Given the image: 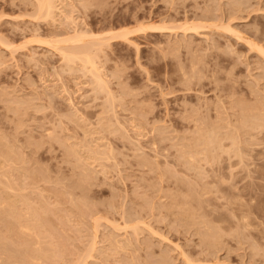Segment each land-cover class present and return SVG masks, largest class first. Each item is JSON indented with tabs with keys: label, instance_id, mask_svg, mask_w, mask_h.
Wrapping results in <instances>:
<instances>
[{
	"label": "rangeland",
	"instance_id": "374dc122",
	"mask_svg": "<svg viewBox=\"0 0 264 264\" xmlns=\"http://www.w3.org/2000/svg\"><path fill=\"white\" fill-rule=\"evenodd\" d=\"M0 264H264V0H0Z\"/></svg>",
	"mask_w": 264,
	"mask_h": 264
},
{
	"label": "bare ground",
	"instance_id": "6f19581e",
	"mask_svg": "<svg viewBox=\"0 0 264 264\" xmlns=\"http://www.w3.org/2000/svg\"><path fill=\"white\" fill-rule=\"evenodd\" d=\"M49 5H50V4H48V7H49ZM142 30H144V29H142ZM124 35H126V34H124ZM124 35H123V36L121 35V37H124Z\"/></svg>",
	"mask_w": 264,
	"mask_h": 264
}]
</instances>
